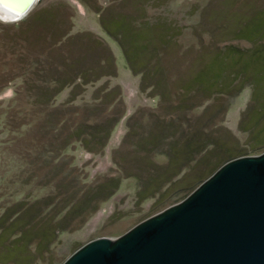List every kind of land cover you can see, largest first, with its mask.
Returning a JSON list of instances; mask_svg holds the SVG:
<instances>
[{
  "label": "rangeland",
  "instance_id": "rangeland-1",
  "mask_svg": "<svg viewBox=\"0 0 264 264\" xmlns=\"http://www.w3.org/2000/svg\"><path fill=\"white\" fill-rule=\"evenodd\" d=\"M126 49L137 56L134 73L127 67ZM110 53L114 76L89 85L76 77L75 58L99 75L110 72ZM139 71L143 74L136 75ZM62 72L73 79L47 110L38 112L45 105L43 89L59 86L38 76ZM197 73L208 78L193 82ZM140 85L146 86L144 92ZM98 93L101 99L93 102ZM121 111L125 116L119 121ZM260 117L264 0H37L16 21L0 19V264H62L85 243L118 238L183 200L181 193L165 200L159 194L140 198V180L126 177V171L148 175L152 163L153 177L160 176L167 159L138 150V134L125 139L130 121L133 134L150 137L157 145L156 137L176 127L189 135L204 131L225 142L205 160L211 165L204 181L217 170L214 163L221 151L225 158L240 150L247 156L264 152ZM111 118L118 121L110 139L103 147L93 145L94 153L73 142L85 137H76L75 127ZM66 139L73 145L61 150ZM196 170L186 180L194 179ZM106 177L119 180L114 194L63 232L51 227L48 218L38 223L29 219L22 229L5 228L10 223L5 217L20 213L19 205L30 207L73 181L95 187ZM175 179L159 193L174 187ZM38 183L49 185L41 189ZM58 184L63 186L57 189Z\"/></svg>",
  "mask_w": 264,
  "mask_h": 264
},
{
  "label": "water",
  "instance_id": "water-1",
  "mask_svg": "<svg viewBox=\"0 0 264 264\" xmlns=\"http://www.w3.org/2000/svg\"><path fill=\"white\" fill-rule=\"evenodd\" d=\"M62 264H264V152L227 161L178 204Z\"/></svg>",
  "mask_w": 264,
  "mask_h": 264
},
{
  "label": "trees",
  "instance_id": "trees-1",
  "mask_svg": "<svg viewBox=\"0 0 264 264\" xmlns=\"http://www.w3.org/2000/svg\"><path fill=\"white\" fill-rule=\"evenodd\" d=\"M121 42V41H120ZM126 61H127V67L129 68L132 73H134V65L136 66L137 63L135 62V58L137 57L134 52H131L129 50H124L123 52ZM75 73L76 77H80L84 85L93 84L95 81H97L99 78L107 76H114L113 74V61L112 56L110 53V59H109V65H110V72L105 74H99L97 73L96 68L86 67L81 65L80 60L78 58H75ZM138 67V66H136ZM40 72L44 71V69L39 70ZM136 75L143 74L142 71L135 72ZM235 74V73H234ZM197 78L193 79V82L195 80L197 81H206L208 76L205 73H197ZM237 75V73L235 74ZM41 80V82L45 84H51V83H58L59 86L57 88H53L51 90H48L47 88H44L43 91L45 94H43L44 97V106L40 108L39 111L47 110L48 107L51 105V99L56 97L62 90H65L66 87V81L73 79V77L69 76L66 73H59V75L54 74H43L38 76ZM192 88V84L189 87ZM141 92H144L146 89V86L140 85ZM101 89H97L99 92ZM188 93V92H186ZM101 94V93H100ZM101 97L98 94H96V97L92 98L93 102H96L97 100H100ZM213 107L208 108V111H211ZM50 110V109H49ZM47 111L49 115H51L50 111ZM51 112H55V110H51ZM41 113V112H40ZM43 113V112H42ZM253 114V112H252ZM125 116L124 111H121L119 113V121L121 118ZM254 116V114H253ZM117 119L111 118L110 121L107 120V122L104 123H94L95 125H87L83 129H81L82 126L75 127L72 132L76 134V137H80L82 133L85 135L83 138H79L78 140L73 142L81 143L80 145L87 149V151L93 152V145H99V143L102 144V147L108 140L110 139V136L113 132V128L117 124ZM264 118V117H260ZM42 122H40L39 125H41ZM8 125V124H6ZM9 126V125H8ZM131 121L127 124L128 127V133L126 134L125 139L128 140L131 136H134L136 134V137H138V144L141 140L142 143L137 145L138 150H146L145 153L148 154L152 153V155H163L167 159V165L166 170L164 173L157 174L153 177V164L150 163L149 167V174L146 175L145 172L141 173H134L130 170L126 171V177H135L140 180V190L138 191V195L140 198L146 199V198H153L154 195L159 194V196L163 198V196H166L164 198L168 199L171 198L170 195H176L178 193H181V199H184L188 196L189 193H191L201 182H203V175L206 172L209 165L206 159H208L209 156H212V154L216 153V148H221L225 142H222L217 137H212L211 134H206L204 131H199L196 133H191L189 135L188 133L182 131H178V128H175V131L169 132V134H165V131H163V136H160L157 138L158 145L154 142L150 141V137H144L142 134L135 133L133 134L134 130H130L131 128ZM143 127V126H142ZM141 127V128H142ZM53 131H57L55 128H53ZM71 129V128H70ZM67 130V129H65ZM60 131V130H58ZM82 131V132H80ZM181 133L180 137H177L176 134ZM141 133H145L143 130H141ZM178 135V134H177ZM153 137L151 136V139ZM67 141H63L62 149L64 150L67 148V146L71 143L69 139H66ZM125 142V141H124ZM4 145L6 143H3ZM72 144V143H71ZM73 145V144H72ZM148 146L149 148L146 149L145 146ZM5 147V146H4ZM6 148V147H5ZM59 150V149H58ZM57 150V151H58ZM89 152V153H90ZM225 155L224 151H221L218 155V158L216 160L215 169H218L221 165L226 163L229 160H232L234 158L247 156V154L242 152H235L234 154H231V156H228L227 158L223 157ZM5 158L2 154V159ZM225 158V159H224ZM219 159V160H218ZM201 164L205 165L201 167ZM208 164V165H207ZM195 168H197L196 173L194 175V179L186 180L187 173L190 171H193ZM4 174H2V180L4 179ZM77 177H80V174H78ZM177 177L174 181H172L171 185L174 186L172 188L167 187L163 193H159L160 189L167 183H169L173 178ZM107 179L105 182L97 184L95 187H88L86 182L80 183L79 181H73L70 183L64 191L57 190L54 194H50L44 197H41L39 199H35L33 203L30 205V207L23 208V204L20 206V213L13 212L14 216L11 215L6 216L5 218L10 220V223L7 227L10 230L14 229L17 230L19 227L24 228V226H27V221L30 220H36L38 222H41L43 220H47L49 223H51V227L55 226L60 228L59 232H63L64 228L68 224H72V221L79 217V219H83L85 217L90 216V214L94 213L99 204L106 201L108 198H110L115 190L119 187V180L118 179H111L106 177ZM80 179V178H79ZM154 179H156L154 181ZM179 180V181H178ZM179 183L178 187H175L174 182ZM81 184V185H80ZM49 185V184H48ZM46 184L38 183L37 186H40L41 189L48 186ZM163 185V186H162ZM170 185V186H171ZM178 185V184H177ZM176 185V186H177ZM59 186H63L62 184L57 185V189H59ZM90 186V185H89ZM65 187V186H64ZM178 188V189H177ZM53 189V188H51ZM177 189L176 193H172ZM55 191V190H54ZM163 199L160 200V203H163ZM164 204V203H163ZM33 209L34 214H30L29 210ZM48 212V215L45 213ZM51 213V216H49ZM22 214V215H21ZM20 215V217H19ZM30 222V221H28ZM37 225V224H35ZM71 226V225H70ZM74 227V226H73ZM23 234V233H22Z\"/></svg>",
  "mask_w": 264,
  "mask_h": 264
},
{
  "label": "bare ground",
  "instance_id": "bare-ground-1",
  "mask_svg": "<svg viewBox=\"0 0 264 264\" xmlns=\"http://www.w3.org/2000/svg\"><path fill=\"white\" fill-rule=\"evenodd\" d=\"M29 1L30 0H0V19L2 21L8 22V18L10 17L7 16L15 14L21 8L25 9L28 6ZM27 12H25V14ZM25 14H23L22 16H24Z\"/></svg>",
  "mask_w": 264,
  "mask_h": 264
},
{
  "label": "flooded vegetation",
  "instance_id": "flooded-vegetation-1",
  "mask_svg": "<svg viewBox=\"0 0 264 264\" xmlns=\"http://www.w3.org/2000/svg\"><path fill=\"white\" fill-rule=\"evenodd\" d=\"M12 22V21H11Z\"/></svg>",
  "mask_w": 264,
  "mask_h": 264
}]
</instances>
